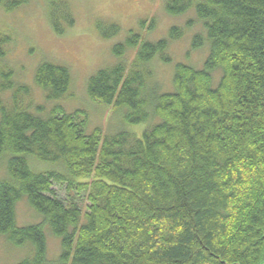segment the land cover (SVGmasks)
<instances>
[{
  "label": "trees",
  "instance_id": "1",
  "mask_svg": "<svg viewBox=\"0 0 264 264\" xmlns=\"http://www.w3.org/2000/svg\"><path fill=\"white\" fill-rule=\"evenodd\" d=\"M26 3L0 0V7L10 13ZM47 8L62 35L73 24L68 5L47 0ZM164 9L170 17L193 9L202 23L205 37L191 41L193 50L208 43L202 69L176 64L173 91L148 88L146 66L157 54L170 63L164 52L183 31L172 27L155 43L129 31L112 48L116 59L135 51L129 68L117 63L86 83L89 100L126 110L124 123L158 120L139 139L88 133L85 112L56 104L70 86L66 67L43 62L35 70L34 85L54 103L45 110L0 64V158L8 154L0 237L30 248L16 264H46L45 226L60 243L56 264L264 262V0H166ZM96 29L103 40L120 32L102 22ZM8 40L0 33V60ZM28 158L56 169L32 170ZM54 186L84 194L85 207L57 198ZM23 198L41 224L16 225Z\"/></svg>",
  "mask_w": 264,
  "mask_h": 264
},
{
  "label": "rangeland",
  "instance_id": "2",
  "mask_svg": "<svg viewBox=\"0 0 264 264\" xmlns=\"http://www.w3.org/2000/svg\"><path fill=\"white\" fill-rule=\"evenodd\" d=\"M166 0H64L68 5L73 24L66 27L62 35H56L49 24L47 0H27L13 12L7 13L0 7V33L8 37L4 58L0 60L3 67L12 69L13 80L17 84L27 85L31 89L32 104L43 105L45 110L54 103H46L44 94L33 83L37 66L48 62L66 67L70 73V86L66 94L56 102L66 113L80 110L87 115V132L94 129L103 136H113L127 132L136 138L155 125L158 120L150 118L146 123L129 125L124 123L125 109H114L88 99L87 80L98 70L122 63L129 68L135 51H128L120 59L112 55L115 44L122 43L129 31L138 34L142 41L155 43L168 39L172 27L183 31L179 40L170 41L164 52L170 63H164L157 54L146 66L150 77L148 88H155L159 93L171 92L174 66L183 64L196 70L202 69L208 54V43L196 50L191 49L192 38L196 35L205 37L202 23L195 17L193 9L180 17H170L165 13ZM201 0H194L198 3ZM59 15V14H58ZM117 25V36L103 40L96 29V23ZM140 22L144 23V28ZM153 23L154 27H150ZM189 24V26H188ZM219 71L213 73V86L219 82ZM32 111V110H31ZM155 121V122H154ZM8 154L0 158V181L7 178L6 160ZM28 158L32 170L40 172L55 170L48 163H36ZM34 167V169H33ZM56 197L65 203L73 202L85 207L84 194L76 195L66 191L62 186H54ZM16 225L25 227L41 224L42 218L28 205L25 198L15 207ZM46 239V264H56L60 253L59 240L54 238L48 227H43ZM30 253L29 247L14 248L4 237H0V264H16Z\"/></svg>",
  "mask_w": 264,
  "mask_h": 264
},
{
  "label": "water",
  "instance_id": "3",
  "mask_svg": "<svg viewBox=\"0 0 264 264\" xmlns=\"http://www.w3.org/2000/svg\"><path fill=\"white\" fill-rule=\"evenodd\" d=\"M262 264H264V262Z\"/></svg>",
  "mask_w": 264,
  "mask_h": 264
}]
</instances>
